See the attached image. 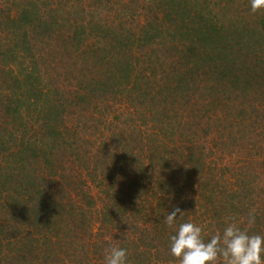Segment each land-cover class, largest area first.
<instances>
[{"label": "trees", "instance_id": "obj_1", "mask_svg": "<svg viewBox=\"0 0 264 264\" xmlns=\"http://www.w3.org/2000/svg\"><path fill=\"white\" fill-rule=\"evenodd\" d=\"M175 207L264 235V9L0 0V264H178Z\"/></svg>", "mask_w": 264, "mask_h": 264}, {"label": "clouds", "instance_id": "obj_2", "mask_svg": "<svg viewBox=\"0 0 264 264\" xmlns=\"http://www.w3.org/2000/svg\"><path fill=\"white\" fill-rule=\"evenodd\" d=\"M250 9L253 13L264 9V0H250ZM184 214L175 207L163 220L175 230L170 237V252L178 264H264V235L250 233L255 209L250 210L245 226H241L243 221L231 217L222 232L216 231L207 240L202 226L191 220L177 224ZM104 252V264H127L126 248L111 246Z\"/></svg>", "mask_w": 264, "mask_h": 264}]
</instances>
